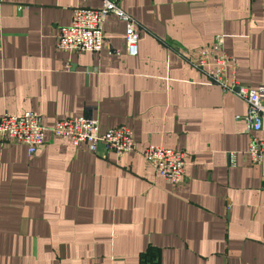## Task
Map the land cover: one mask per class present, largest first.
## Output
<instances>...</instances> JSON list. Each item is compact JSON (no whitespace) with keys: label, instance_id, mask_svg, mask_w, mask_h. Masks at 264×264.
<instances>
[{"label":"crops","instance_id":"0c3cea01","mask_svg":"<svg viewBox=\"0 0 264 264\" xmlns=\"http://www.w3.org/2000/svg\"><path fill=\"white\" fill-rule=\"evenodd\" d=\"M102 1L0 4V116H89L136 143L117 157L46 131L27 155L0 139V264H264V158L246 154L264 124L248 130L245 100L186 59L222 35L236 80L264 83V0H114L135 21L136 56L113 14L100 51L58 48L73 9ZM148 145L184 152L181 184L144 160Z\"/></svg>","mask_w":264,"mask_h":264},{"label":"built area","instance_id":"2783aa9c","mask_svg":"<svg viewBox=\"0 0 264 264\" xmlns=\"http://www.w3.org/2000/svg\"><path fill=\"white\" fill-rule=\"evenodd\" d=\"M1 2L2 0L0 4ZM108 14H113L125 22L126 53L129 56H136L139 34L135 21L114 0H103L101 7L95 9L74 8L70 24L58 30L57 47L63 50L100 51L104 39L103 23ZM223 46V36L216 35L210 44L187 50L186 59L200 69L208 81L244 99L247 110L243 119L247 123V128L258 129L264 124V83L256 87L240 84L234 76L235 58L227 54ZM229 70L231 76L227 74ZM46 131L68 140L75 147L94 150L95 146L101 143L117 157L136 149L135 139L129 128L119 125L101 130L98 121L89 116L57 119L49 127L42 125L40 114L33 110L16 115L5 112L0 116V139L23 144L27 155L35 153L43 143ZM246 154L252 164L261 163L264 158V140L251 137ZM141 155L170 184L178 185L183 182L185 165L183 151L148 145L142 150ZM233 156L234 154H231V163ZM262 187L264 188V184Z\"/></svg>","mask_w":264,"mask_h":264}]
</instances>
